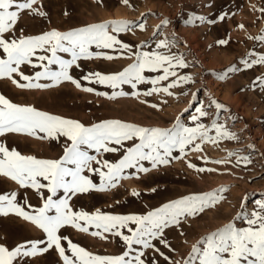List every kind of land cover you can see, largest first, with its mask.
<instances>
[{
	"label": "snow or ice",
	"instance_id": "snow-or-ice-1",
	"mask_svg": "<svg viewBox=\"0 0 264 264\" xmlns=\"http://www.w3.org/2000/svg\"><path fill=\"white\" fill-rule=\"evenodd\" d=\"M38 3L39 0H0V79L11 81L17 88L44 90L70 82L83 92L114 100L130 95L123 90L124 85L138 89L139 85L150 84L152 87L149 90L132 93L137 97L141 94L150 97L173 96L172 89L194 82L190 75H181L177 71L190 65L185 54L172 51L178 47L175 39L157 40L155 51L143 50L152 47L147 42L140 46L141 50L134 51L133 46L119 38V34L132 32L136 28L146 30L143 21L147 14H143L139 22L110 21L66 32L52 30L35 36L17 35L16 25L22 14L46 15ZM122 3L130 6V0H122ZM259 10L264 13V8ZM194 19L205 22L203 17ZM224 19L223 15L219 17L220 21ZM168 23L164 20L153 35L157 36L160 28ZM255 39L264 43V35ZM218 43L225 45L227 41L220 40ZM103 50H112L118 56ZM114 58H127L133 62L121 71L107 74L88 72L79 80L71 74L73 68H80L81 60L111 61ZM240 63L245 68L264 65V54L250 52ZM25 67H31L33 74H26ZM237 71L236 66H231L219 79L225 80L230 73ZM146 72L159 75L149 78ZM81 81L88 85L106 86L112 92L96 91L92 86H84ZM253 87L264 89V78L258 77ZM192 99L195 103L196 93L192 94ZM141 103L148 102L143 100ZM161 103L167 104V100L163 99ZM150 106L160 110L159 104ZM212 106L216 114L210 124L203 122L210 113L201 104L195 108L197 115L191 117L192 126L182 123L179 116L169 128L141 126L119 119L85 125L33 105L14 103L0 94V138L16 134L40 141H64L62 155L50 159L22 154L0 139V176L10 179L20 189L35 190L42 200V206L34 207L26 197L21 203L17 191L0 194V215L13 213L30 222L45 236V239L25 241L11 250L0 246V264H22L25 258H34L53 248L58 252L62 264H149L146 257L149 250L158 253L166 264H264V202L259 204L260 211H253L250 215H245L243 211L238 213L236 219L243 216L247 227L240 228L234 222H229L200 238L191 247L186 259L172 260L156 247L154 241L174 252L163 238L165 230L173 226L179 228L188 219L213 208L224 198L222 194L228 191L226 188L187 195L145 214L118 215L99 210L90 214L83 210L74 211L70 204L77 194L90 190L105 192L119 187L122 180L131 178L128 170L147 174L180 156H186L189 151H202L201 146L205 143L219 145L225 140L237 141L239 137L220 122L219 113L226 110L225 106L215 100L211 101L209 108ZM107 153L120 155L117 160L110 161L103 158ZM232 158H235L236 165L251 163L249 155L234 151L228 152L224 160L210 161L203 157L202 160L204 163L227 165ZM144 162H148L150 168L145 167ZM188 167L199 173L214 171L197 167L191 162ZM93 176L99 177V183L94 182ZM44 191L48 195L45 196ZM131 195L138 196L139 193L133 189ZM66 226L105 241L110 236L118 237L124 251L119 255L94 254L63 236L61 229ZM181 235L184 233L181 232ZM151 264H158V261L153 257Z\"/></svg>",
	"mask_w": 264,
	"mask_h": 264
},
{
	"label": "rangeland",
	"instance_id": "rangeland-1",
	"mask_svg": "<svg viewBox=\"0 0 264 264\" xmlns=\"http://www.w3.org/2000/svg\"><path fill=\"white\" fill-rule=\"evenodd\" d=\"M38 6L46 15L22 14L16 25L17 35L35 36L52 30L66 32L110 21L139 22L142 15L147 14L143 21L146 30L136 28L132 32L119 34V38L133 46L134 51L141 50L140 46L145 42L152 47L143 50L155 51L157 40L175 39L178 47L172 51L185 54L190 65L177 71L181 75H190L194 82L172 89L173 96L150 97L132 94L149 90L152 87L150 84L139 85L138 89L124 85L123 90L130 95L109 100L83 92L70 82L44 90H21L11 81L0 79V94L6 98L17 104L33 105L40 110L78 120L85 125L119 119L141 126L161 128L171 127L178 116L186 126H192L191 117L197 115L195 108L201 104L210 113L203 122L210 124L216 109L214 106L209 108V104L215 100L226 109L219 113L220 122L225 123L239 137L237 141L225 140L219 145L205 143L201 146L202 151H189L186 156L174 153L180 158L172 160L166 166L150 170L147 174L128 170L131 178L122 180L115 189L105 192L90 190L74 196L70 201L73 210H83L90 214L96 210L118 215L145 214L187 195L228 189L222 194L224 198L213 208L188 219L179 228L173 226L165 230L163 238L174 252L154 241L156 247L172 260L186 259L191 247L200 238L229 222H234L240 228L247 227L243 216L236 219L238 213L243 211L245 215H250L253 211H260L259 204L264 202V89L253 87L258 77L264 78V65L245 68L240 61L247 58L250 52L264 54V43L255 39L264 35V13L259 10L264 8V0H130V6L124 5L122 0H39ZM222 15L225 19L220 21L219 17ZM195 17H203L205 22L195 20ZM164 20L169 23L161 27L159 34L154 36L155 30ZM220 40L227 43L220 45ZM103 51L118 56L112 50ZM61 55L69 58L66 54ZM132 62L127 58H114L111 61L81 60L80 68H73L71 74L79 80L93 71L115 73ZM231 66H236L238 71L230 73L225 80L219 79ZM24 71L26 74H33L31 67H25ZM145 75L154 78L159 73L146 72ZM81 82L84 86L94 87L96 91L112 92L106 86ZM193 93H196L195 103ZM163 99L167 100V104L161 103ZM143 100L148 103H141ZM151 104H159L160 110L152 108ZM0 139L22 154L56 159L63 153V139L60 142L40 141L16 134ZM230 151L249 155L251 163L236 165L235 158L227 165L204 163L202 160V157L210 161L224 160ZM119 155L107 153L103 158L114 161ZM189 162L214 171L199 173L188 167ZM144 163L145 167L150 168L148 162ZM136 176L139 178H135ZM93 180L99 183V177L93 176ZM133 189L139 193L138 196L131 195ZM12 191L18 192L21 203L26 197L32 206H42L41 197L35 190L20 189L10 179L0 176V194ZM44 195L48 193L44 191ZM92 230L94 229L89 231ZM61 234L94 254L119 255L124 251L118 237L110 236L105 241L70 226L62 228ZM41 239H45L44 233L30 222L13 213L0 215V246L11 250L25 241ZM146 257L149 264L153 257L158 264H166L158 253L151 250L146 253ZM22 264H62V260L53 248L34 258H25Z\"/></svg>",
	"mask_w": 264,
	"mask_h": 264
}]
</instances>
